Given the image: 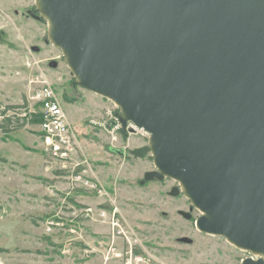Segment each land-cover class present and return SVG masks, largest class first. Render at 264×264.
<instances>
[{
    "label": "water",
    "instance_id": "water-1",
    "mask_svg": "<svg viewBox=\"0 0 264 264\" xmlns=\"http://www.w3.org/2000/svg\"><path fill=\"white\" fill-rule=\"evenodd\" d=\"M48 1L80 83L154 135L146 177L185 179L202 231L264 249V0Z\"/></svg>",
    "mask_w": 264,
    "mask_h": 264
},
{
    "label": "rangeland",
    "instance_id": "rangeland-1",
    "mask_svg": "<svg viewBox=\"0 0 264 264\" xmlns=\"http://www.w3.org/2000/svg\"><path fill=\"white\" fill-rule=\"evenodd\" d=\"M37 5L0 0V122L6 106H25L8 111L24 127L0 129V264H243L253 256L199 230L201 211L176 180L146 177L157 169L152 152L133 151L149 146L150 133L124 125L120 106L80 83ZM46 83L78 140L65 165L51 160L33 118Z\"/></svg>",
    "mask_w": 264,
    "mask_h": 264
},
{
    "label": "built area",
    "instance_id": "built-area-1",
    "mask_svg": "<svg viewBox=\"0 0 264 264\" xmlns=\"http://www.w3.org/2000/svg\"><path fill=\"white\" fill-rule=\"evenodd\" d=\"M35 97L41 105L39 111L41 114L39 132L43 148L47 151L51 160H57L65 165V162L79 148L78 140L71 127L66 111L61 100L48 83L42 85ZM128 123L134 128H137L133 122L129 121ZM118 124L120 123L117 122L116 125ZM116 129L117 126H114L110 131L113 139L116 138Z\"/></svg>",
    "mask_w": 264,
    "mask_h": 264
},
{
    "label": "bare ground",
    "instance_id": "bare-ground-1",
    "mask_svg": "<svg viewBox=\"0 0 264 264\" xmlns=\"http://www.w3.org/2000/svg\"><path fill=\"white\" fill-rule=\"evenodd\" d=\"M37 1H38V5L37 6L42 10V13H43L44 17L47 18V20L49 22V27H50L49 35H50L51 42L53 44H55L56 46L60 47L63 50V53L66 56V59L68 61V65H69L72 73L79 80H81V77L79 76L78 71L76 70V67H75V65L73 63L70 49H68V47L66 45L58 43L55 40V38H54L56 25H55L54 18L52 16L51 12H50V3H49V1L48 0H37ZM98 93L103 95V96H105V97H107V98H109V99H111L112 101L115 102L116 105L122 106L117 98H115V97H113V96H111L109 94L103 93V92H98ZM124 113L126 114V118H129L128 117L129 116L128 112H127V110L125 108H124ZM148 147H149V150H151V152H152L155 165L159 166V163H158V145H157V141H156V139H155L153 134H150V141H149V146ZM160 170H161L162 174L165 177L169 176V177H171L172 179L176 180L179 183L180 188L183 191V193L185 194V196L191 201V203L199 211H201V215L200 216H207V217H209L210 219L213 220V217H212L211 213L207 209L203 208L202 206H200L197 203V201H196V199H195V197L193 195L192 189H191V187L189 186V184L187 183V181L185 179H183V178H181V177H179L177 175L167 174L163 169H160ZM198 229L201 230L199 227H198ZM203 232L208 233V234L216 235L215 233H212V232H209V231H203ZM220 235L224 236L231 244L235 245L236 247H238V248H240L242 250L249 251V252H251L252 254H254L256 256H260L259 259L264 260V249H258V248L247 246L246 244H243V243L236 242L234 240V238H233V235L230 234V233H222ZM244 262L245 261H243V263Z\"/></svg>",
    "mask_w": 264,
    "mask_h": 264
},
{
    "label": "trees",
    "instance_id": "trees-1",
    "mask_svg": "<svg viewBox=\"0 0 264 264\" xmlns=\"http://www.w3.org/2000/svg\"><path fill=\"white\" fill-rule=\"evenodd\" d=\"M66 98H67V96H66ZM22 107H25V106H23L21 104H14V105L6 106V108L3 110V113H2L3 119L0 122V129L3 132V134L9 135L11 132L25 126V123L21 122L20 121L21 118H19L17 116L18 112L15 111V112H13V114L8 113V111H10V110H15V109L22 108ZM33 118H34L35 122L40 123L41 114L39 112L35 113Z\"/></svg>",
    "mask_w": 264,
    "mask_h": 264
},
{
    "label": "flooded vegetation",
    "instance_id": "flooded-vegetation-1",
    "mask_svg": "<svg viewBox=\"0 0 264 264\" xmlns=\"http://www.w3.org/2000/svg\"><path fill=\"white\" fill-rule=\"evenodd\" d=\"M241 250V249H240ZM245 251V250H244ZM247 252H249V251H247ZM249 253H251V252H249ZM251 255H253V258L256 260L257 258H260V256H256V255H254V254H252L251 253ZM248 257H250V256H246V259L248 258ZM244 261H245V259H244Z\"/></svg>",
    "mask_w": 264,
    "mask_h": 264
}]
</instances>
